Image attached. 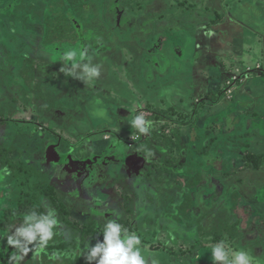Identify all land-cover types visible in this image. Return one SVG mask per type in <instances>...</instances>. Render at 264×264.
<instances>
[{
    "label": "rangeland",
    "instance_id": "rangeland-1",
    "mask_svg": "<svg viewBox=\"0 0 264 264\" xmlns=\"http://www.w3.org/2000/svg\"><path fill=\"white\" fill-rule=\"evenodd\" d=\"M151 1L122 6L149 24L157 18L147 14ZM218 1L203 5L196 47L181 28L158 38L155 26H138L148 38H135L143 53L132 55L120 40L132 25L120 26L118 13L116 21L112 0H0V168L11 170L0 180V225L18 226L27 212L21 205L32 201L41 212L57 211L60 227L49 245L63 244L54 250L72 253L73 264L87 262L85 246L102 240L103 225L117 216L160 264H211L221 239L264 264V165L255 171L245 159L248 152L264 157V129L238 114L229 96L244 70L264 64V42L234 30L226 41L232 4L215 8ZM200 4L195 13L180 7L184 24ZM179 46L187 54L173 60ZM69 48L86 50L101 66L98 80L85 84L60 71ZM128 70L144 80L132 85ZM97 109L107 115L95 116ZM141 112L153 121L147 136L128 123ZM89 125L96 134L89 136ZM141 152L147 164L139 173L129 159ZM196 174L205 179L193 185ZM91 223L100 232L84 236ZM13 230L0 226V264L15 251L7 245ZM44 257L34 261L30 252L24 261Z\"/></svg>",
    "mask_w": 264,
    "mask_h": 264
},
{
    "label": "clouds",
    "instance_id": "clouds-1",
    "mask_svg": "<svg viewBox=\"0 0 264 264\" xmlns=\"http://www.w3.org/2000/svg\"><path fill=\"white\" fill-rule=\"evenodd\" d=\"M60 59L63 61L60 71L85 84H92L101 76V66L92 63V58L86 50L69 48L62 53ZM94 115L103 118L107 112L105 109H97ZM128 123L136 133L144 136H147L154 126L153 121L147 119L142 112ZM9 175L10 169L0 168V180ZM118 219V216L116 219H108L101 230L103 239H97L94 245L88 242L85 246L84 257L87 264H160L155 254L148 252V246L142 243L141 237L117 222ZM59 227L60 220L53 208L44 212L33 208L23 213L21 223L14 226V230L7 237V245L15 249L9 257V264H22L30 252L34 261L42 256H47V259L53 262L70 259L72 253L48 251ZM210 260L211 264H256V258L248 251L242 247H233L225 239L211 247Z\"/></svg>",
    "mask_w": 264,
    "mask_h": 264
},
{
    "label": "crops",
    "instance_id": "crops-1",
    "mask_svg": "<svg viewBox=\"0 0 264 264\" xmlns=\"http://www.w3.org/2000/svg\"><path fill=\"white\" fill-rule=\"evenodd\" d=\"M112 1H114L112 3V6L114 8L112 12H114V17L116 21H117V13H118V22L120 23V26L122 27L127 26L128 23L132 25V27L129 28V32H131L132 35L123 36V38L122 39L120 38V40H123L122 42H125L128 45L127 48L129 52L128 51L127 52L129 54L131 52V54L133 55V54H136L135 51L139 54L143 53L142 49L139 46L135 45L136 39H141L143 42L144 41L143 38H148V35L143 34V32H141L142 29L137 30L138 26L139 28L142 27V28H145L146 30L148 26L149 27L155 26V29L157 31L156 33H158L157 34L158 38L160 36L167 37L169 36L168 33L174 31L175 29L181 28L183 32L187 34V37L191 39L190 43H193V47H196L199 44V42L196 40L194 36V33H195L194 28L199 27V25H201V22L203 21L202 18L206 17L205 16L206 14L204 15L205 9H203V5L206 4V2L208 1H217V0H177V1H180L178 3L176 1L173 2V1H165V0H152V1H156V3H152V1L150 2V4L152 3V5L151 7H149L150 9L147 14L153 15V11H154L157 18L154 23H152L153 21H151V23L149 24H148V20L150 19L147 17H143V16L137 17L135 15H131L132 13L130 12L126 13L124 7L122 6V2L127 1V0H112ZM198 3L199 4L202 3L200 4V6H202V9L199 10V14L197 15L194 14L195 16L193 17V20L191 23L184 24V22L187 20L186 18L187 12L184 13L181 10L179 11L180 7L182 5L187 6L189 7V10L192 11V13H195L194 10L197 9L198 7L197 5H199ZM229 4H232V6L228 10V14L230 15L225 21L226 23H228L229 21V23L227 24L229 29H225V33H226L225 35H228V38L226 41H228L231 38L230 35H232V31L234 30L240 35L250 33L253 35V37L257 39L263 38L262 40V43H263L264 42V0H233V1H229V0L221 1L220 0L216 4L217 7L215 8H218L219 6L228 7ZM143 6H147V5L144 4ZM139 18L141 20L137 22ZM122 20H124V22H122ZM133 26H136V28L134 29ZM132 28L133 30H131ZM213 28L217 29V26ZM150 30L151 28H148L147 31L150 32ZM257 35L259 36V38ZM222 38H224V36ZM230 43H233V41H231ZM182 46H179L178 47L179 49L175 50L174 52L175 54L171 52V54H173L174 56L173 60H176V58H180L181 60H183V57L185 56L184 55L185 49L184 50L181 49ZM230 47H233V46L230 45ZM177 51L180 52V54ZM199 51H202L204 54L206 52V51L204 52V50H199ZM185 53L187 54L186 51ZM237 53H238L237 51H234L235 56L237 55ZM256 66L257 67L260 66L259 71L253 75H250L246 79L248 82L240 81L238 83L240 87L239 88L233 87L232 90H230L231 95L229 96L230 98L232 97L236 99L235 101H233L232 104H234L236 108L242 109V110L237 111L238 114L242 112V116L244 114L246 116L250 115L251 119L255 123H257V126L259 125L260 128L264 129V82L258 81V79L260 78L264 79V64L258 63ZM231 67L229 66L230 69L228 70V72H233L231 71ZM140 69H141V66H140ZM245 74H246V71L244 70V72L241 75H239L240 78H243ZM257 74L259 77H255L257 76ZM139 75L140 74H138L137 76H133L131 71L128 70L126 73V76L124 77L125 79L129 80V83L134 85L136 84V81L144 80L145 74H142L140 77ZM242 84L244 87L242 86ZM247 84L248 86L245 87ZM224 102H229V101H224ZM238 114L236 118L241 119V117H239ZM54 123H55V120H54ZM94 130H95L94 127L93 128L90 127L86 132L89 133V136H92L96 134L94 133L95 132ZM262 133L264 134V131ZM51 139L52 138L50 136L48 140H51ZM87 142L93 143L94 140L89 139L87 140ZM115 145L119 147L118 144H115ZM58 148H61V146L59 145ZM261 157L263 156L261 155ZM262 165H264V163H262L261 166ZM261 166H258L257 168H254L251 166L249 167L257 171V169H260Z\"/></svg>",
    "mask_w": 264,
    "mask_h": 264
},
{
    "label": "trees",
    "instance_id": "trees-1",
    "mask_svg": "<svg viewBox=\"0 0 264 264\" xmlns=\"http://www.w3.org/2000/svg\"><path fill=\"white\" fill-rule=\"evenodd\" d=\"M180 132V131H179ZM179 136H180V134L179 133H177ZM180 141H181V139H180ZM208 155V154H207ZM245 159H247L249 162H251L250 163V165L249 166H251V167H254V168H257L258 166H261V164L262 163H264V157H261L260 155H254L253 154V152H248L246 155H245ZM162 160L163 161H165L166 162V166L165 167H172L174 164H175V161H171V157L169 156V155H167V156H165L164 158H162ZM142 161H144V157H142L141 158V155H132L131 157H130V159H129V164L133 167V168H135V167H137V169H139L140 167H141V163H142ZM145 162V161H144ZM203 179H205V177L203 176V175H201V174H196V177L194 178V180H193V185L195 184V185H198V184H200L201 183V181L203 180ZM177 187V186H176ZM50 191H49V193L51 194V197L54 199V202L56 203V198H55V193L53 192V189H52V187L49 189ZM177 191V190H176ZM158 197V196H157ZM188 200H190V196L187 198ZM58 204V203H57ZM59 205V204H58ZM185 205H187V204H185ZM24 208H25V210H24ZM33 208H35L38 212H41V209H40V207H38V206H36V204H34L32 201H28L27 203H26V205H21V208H20V210L21 209H23L24 211H29V210H31V209H33ZM59 208H61V212L63 213H65V208L62 206V204L60 203V205H59ZM18 222V221H17ZM15 224H16V221H15V223L13 222V224L12 223H9V221H4L0 226H2V227H4V228H14V226H15ZM17 224H19V223H17ZM96 224H94V223H91L90 224V226H85V227H83L81 230H82V232H83V235L84 236H86V235H89V234H93V233H99L100 232V230L99 229H97L96 228ZM64 247V245L63 244H61V245H57V246H50L49 245V248H50V250L51 251H53L55 248H63ZM28 260V259H27ZM27 260L26 261H23V263L22 264H27L26 262H27ZM38 262V261H37ZM38 263H40V264H73V262H72V256H71V258L70 259H64L63 261H61V262H53V261H49L48 259H47V256H45L44 257V259L42 260V262H38ZM74 264H80V262H78V261H76V262H74ZM85 264H87V262L85 263Z\"/></svg>",
    "mask_w": 264,
    "mask_h": 264
},
{
    "label": "water",
    "instance_id": "water-1",
    "mask_svg": "<svg viewBox=\"0 0 264 264\" xmlns=\"http://www.w3.org/2000/svg\"><path fill=\"white\" fill-rule=\"evenodd\" d=\"M254 71H258L256 68H250V69H248L247 71H246V74L244 75V77L243 78H240L239 79V81H241V82H244V81H246V82H248L246 79L250 76V75H253V74H255L256 72H254Z\"/></svg>",
    "mask_w": 264,
    "mask_h": 264
},
{
    "label": "flooded vegetation",
    "instance_id": "flooded-vegetation-1",
    "mask_svg": "<svg viewBox=\"0 0 264 264\" xmlns=\"http://www.w3.org/2000/svg\"><path fill=\"white\" fill-rule=\"evenodd\" d=\"M49 137H50V136H48V138H49ZM138 154L141 155V158L144 157V154H143L142 152H141V153H138ZM138 154L136 153L135 155H138ZM144 161H145V162H144ZM144 161H142V163H141L142 165H141V167H140L139 169H137V167H135V168L132 167V168H133L135 171H137V172L139 171V173H140V169H141V168L143 169V168L146 167V164H147L146 156L144 157ZM156 195H157V194H156ZM14 222H15V221H14ZM12 224H13V223H12Z\"/></svg>",
    "mask_w": 264,
    "mask_h": 264
}]
</instances>
